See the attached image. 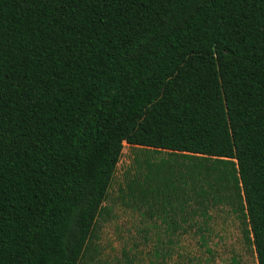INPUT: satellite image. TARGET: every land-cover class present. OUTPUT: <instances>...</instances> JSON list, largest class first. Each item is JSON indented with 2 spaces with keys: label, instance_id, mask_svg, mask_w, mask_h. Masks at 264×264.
Segmentation results:
<instances>
[{
  "label": "trees",
  "instance_id": "obj_1",
  "mask_svg": "<svg viewBox=\"0 0 264 264\" xmlns=\"http://www.w3.org/2000/svg\"><path fill=\"white\" fill-rule=\"evenodd\" d=\"M125 144L189 163L123 206L169 240L229 206L264 264V0H0V264H81Z\"/></svg>",
  "mask_w": 264,
  "mask_h": 264
},
{
  "label": "rangeland",
  "instance_id": "obj_2",
  "mask_svg": "<svg viewBox=\"0 0 264 264\" xmlns=\"http://www.w3.org/2000/svg\"><path fill=\"white\" fill-rule=\"evenodd\" d=\"M169 161L182 164L183 158L125 144L105 206L111 216L100 220L96 236L81 264H259L255 251L247 246L242 226L229 206L210 210L197 217L190 233L172 240L161 221L142 218L133 208L123 206L120 190L146 168V162ZM201 227V230H198Z\"/></svg>",
  "mask_w": 264,
  "mask_h": 264
}]
</instances>
